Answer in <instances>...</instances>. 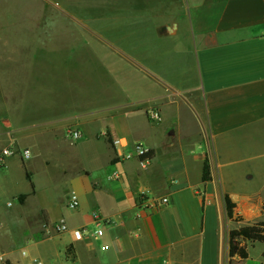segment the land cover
<instances>
[{"label":"crops","instance_id":"crops-1","mask_svg":"<svg viewBox=\"0 0 264 264\" xmlns=\"http://www.w3.org/2000/svg\"><path fill=\"white\" fill-rule=\"evenodd\" d=\"M52 1L73 18L45 23L43 7H33L0 23L2 144L39 153L38 139L71 127L80 138L109 133L113 142L105 139L96 168L79 166L87 181L71 179L79 201L71 214L57 217L46 205L30 212L33 182L30 192L13 193L31 249L29 262L4 252L9 264H223L205 258L214 207L228 224L222 248L229 264L228 233L239 225L227 216L225 194L236 205L234 217L264 221V0ZM85 59L133 67L113 72L119 99L101 106L98 117L91 104L29 100L36 89L52 92L47 77L57 69L69 84L67 73ZM137 112L141 126L131 122ZM99 118L107 124L93 132ZM135 143L154 150L144 167ZM205 157L211 179L202 181ZM140 196L169 201L148 206ZM93 213L111 219L100 236ZM59 221L67 231H55Z\"/></svg>","mask_w":264,"mask_h":264},{"label":"rangeland","instance_id":"rangeland-1","mask_svg":"<svg viewBox=\"0 0 264 264\" xmlns=\"http://www.w3.org/2000/svg\"><path fill=\"white\" fill-rule=\"evenodd\" d=\"M2 7H4L3 10H6V7H15V10L19 11L14 13L9 10H0V23L12 20L13 14H23L24 12H20L21 10L25 11L27 8L34 10L33 7H43L41 19L45 23L73 18L61 7H57L52 0H0V8ZM81 18L84 17L81 16ZM42 29L45 30L44 27ZM84 36L87 38V35L84 34ZM75 69L76 71H73ZM131 69H133L132 65L122 60L85 59L77 61L74 69L67 73L69 84L64 85V80L60 76L59 69H57L58 71L50 73L51 77H47V83L51 86L52 92L41 91L40 95V92L38 93L36 89L35 92L29 94V100L38 102L50 98L58 101L62 99L73 101V103H78L79 106L91 104L94 106L90 109H93L92 111L95 114L98 113L96 114L98 117L104 109L101 106L119 99L120 93H116L115 89L112 90L115 85L113 81L117 79H113V76H111L114 74L113 72L120 73ZM44 93H46L45 96H43ZM134 116L132 119L130 118L131 122L136 126H141L144 122L139 112ZM106 124L107 118H99L95 120L91 130L98 132L105 128ZM36 142L39 145V153H35V148L31 147V155L28 159H20V154L17 153L7 158L6 167L0 168V264H9L8 257L4 254L7 251H11L12 257L22 259L23 262L30 261L29 250L31 245L25 239L24 234L21 233L20 223L16 220L15 212L19 204L17 199L13 197L14 192L28 193L32 190L26 172L31 174L30 180L34 183L36 190L35 195L29 196L27 200L26 207L28 210L30 209V212H35L39 206L46 205L54 209V214L57 217L62 214H71L72 210L65 205L69 193L75 190L71 179L79 177L81 184L82 180L83 182L87 181L88 178L84 174L76 173L79 166L84 164L96 168L106 150V142L102 137L97 139L83 137L78 140H71L64 133L57 138L43 137ZM6 145H10L9 142L2 144V138H0V149ZM16 147L19 149L24 148ZM46 160L48 161L46 162ZM7 202H10V204L7 205ZM222 209L224 213V204H222ZM235 217L237 220L232 221L235 225H241L249 221L255 222V216L249 221H244L240 215ZM239 218H242V220H239ZM225 221L226 219L222 222L219 209L217 210L214 207L207 222L206 260L216 259L222 261L223 264L225 263L226 251L225 248H222L225 245L228 226ZM245 243L248 256L238 264H264V243L258 241H246Z\"/></svg>","mask_w":264,"mask_h":264},{"label":"built area","instance_id":"built-area-1","mask_svg":"<svg viewBox=\"0 0 264 264\" xmlns=\"http://www.w3.org/2000/svg\"><path fill=\"white\" fill-rule=\"evenodd\" d=\"M149 117L152 119H159L158 113L154 109L149 110ZM66 135L70 137L71 140H78L81 137V133L77 128H68L66 130ZM134 151L138 156V161L141 166H145L147 158H141L147 150L141 143L134 144ZM19 153L21 159H28L30 157V151L28 148H17L11 145H6L0 149V168H3L6 165L7 158ZM171 182H174L172 179ZM141 203L148 206H157L159 203H167L168 197L162 196L159 199H148L145 196L140 197ZM66 206L70 209H77L79 206L78 198L74 193H69V196L65 202ZM93 220L97 228L95 229V236H100L103 233V226L110 224L111 219L109 217H103L99 213H93ZM56 232H64L68 230L67 225L63 221H59L53 225ZM84 228H78L74 230V235L76 237H81L84 232Z\"/></svg>","mask_w":264,"mask_h":264},{"label":"trees","instance_id":"trees-1","mask_svg":"<svg viewBox=\"0 0 264 264\" xmlns=\"http://www.w3.org/2000/svg\"><path fill=\"white\" fill-rule=\"evenodd\" d=\"M105 139L109 144H112V138L109 133H105ZM154 154L153 149H148L141 158H151ZM26 177L30 181L31 187L33 183L30 180V173L26 172ZM202 181H207L211 179L210 168L208 160L205 157L202 167L201 174ZM25 194H20L18 196L19 201H23ZM141 197V196H140ZM225 208L227 216L232 220H237L234 217V208L235 203L231 200L228 194L224 196ZM242 218H239V220ZM246 241L251 242H263L264 243V221H257L251 224H241L237 228H233L228 233V255H229V264H232L233 258L237 256L240 259H245L248 256Z\"/></svg>","mask_w":264,"mask_h":264}]
</instances>
